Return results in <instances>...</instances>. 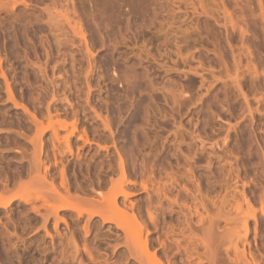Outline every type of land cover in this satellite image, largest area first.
<instances>
[{
	"label": "rangeland",
	"instance_id": "374dc122",
	"mask_svg": "<svg viewBox=\"0 0 264 264\" xmlns=\"http://www.w3.org/2000/svg\"><path fill=\"white\" fill-rule=\"evenodd\" d=\"M222 1L0 0V264H264V0Z\"/></svg>",
	"mask_w": 264,
	"mask_h": 264
},
{
	"label": "bare ground",
	"instance_id": "6f19581e",
	"mask_svg": "<svg viewBox=\"0 0 264 264\" xmlns=\"http://www.w3.org/2000/svg\"><path fill=\"white\" fill-rule=\"evenodd\" d=\"M154 1H157V4L160 5V8L163 7V5H161V4H162L161 0H147V4H149V3H151V2L154 3ZM163 1H164L163 3H165V0H163ZM167 1H169V0H167ZM167 1H166V3H167ZM207 1H208V0H207ZM211 1H212V0H211ZM213 1H214V2H212V4L215 3V2H216L215 5L218 4V2H217L218 0H216V1L213 0ZM221 2H223V1L221 0ZM166 3H165L164 5H166ZM204 3H205V2H204ZM208 3H210V0H209ZM154 4H155V3H154ZM205 4H206V3H205ZM210 4H211V3H210ZM221 4H224V3H221ZM221 4H220V5H221ZM148 6H151V5H148ZM155 6H156V5H155ZM207 6H208V4H207ZM157 7H158V6H157ZM157 7H155V9H156ZM163 8H164V7H163ZM207 8H208V7H207ZM213 8H214V7H212V9H213ZM216 8H217V7H216ZM216 8H214V9H216ZM157 9H158V8H157ZM157 9H156V10H157ZM161 9H162V8H161ZM209 9H211V8H209ZM212 9H211V10H212ZM214 9H213V10H214ZM213 10H212V11H213ZM217 10H219V9H217ZM208 11H209V10H208ZM219 11H220V10H219ZM159 12H160V10H159ZM210 12H211V11H210ZM214 12H215V11H214ZM214 12H213V13H214ZM211 13H212V12H211ZM213 13H212V14H213ZM215 13H216V12H215ZM215 13H214V15H216ZM206 14L208 15L209 13L206 12ZM207 15H206V16H207ZM211 17H212V16H210V18H211ZM214 17H215V16H214ZM215 18H216V17H215ZM215 18H214V20H215ZM217 18H219L218 15H217ZM207 20H209V19H208V16H207ZM210 20H213V19H210ZM214 20H213V21H214ZM213 24H214V23H213ZM217 25H218V24H217ZM198 26H199V25H198ZM213 26H214V25H213ZM219 27H220V26H219ZM199 28H200V26H199ZM208 28H209V27H208ZM196 31H198V30H196ZM193 32H194V30H193ZM191 33H192V32H191ZM187 35H188V33H187ZM186 38H187V37H186ZM186 38H184V39H186ZM188 38H189V37H188ZM188 38H187V40H188ZM184 39H183V40H184ZM189 39H190V38H189ZM193 39H194V38H193ZM187 40H186V41H187ZM184 41H185V40H184ZM186 41H185V42H186ZM185 42H184V43H185ZM187 42H188V41H187ZM188 43H189V42H188ZM214 45H215V44H214ZM221 45H222V44H220L219 47H222ZM215 47H216V46H215ZM219 47H218V48H219ZM223 47H224V45H223ZM226 49H228L227 46H226ZM214 50H215V49H214ZM218 50H219V52H220V49H218ZM221 50H223V48H221ZM224 50H225V49H224ZM198 51H199V50H198ZM216 51H217V50H216ZM217 52H218V51H217ZM221 52H222V51H221ZM223 52H224V51H223ZM223 52H222V53H223ZM224 53H226V51H225ZM232 53H233V52H232ZM216 54H217V53H215V56H216ZM218 54H219V53H218ZM220 54H221V53H220ZM224 55H225V54H224ZM226 55L228 56V52H227ZM226 55H225V56H226ZM232 55H233V54H231V56H232ZM218 56H220V55H218ZM221 56H222V55H221ZM227 56H226V58H228ZM217 58H219V57H217ZM222 58H223V57H222ZM224 58H225V57H224ZM226 58H225V59H226ZM232 59H233V58H232ZM234 59H235V58H234ZM234 59H233V60H234ZM220 60H221V58H220ZM233 60H232V63H233ZM236 60H237V59H236ZM218 61H219V60H218ZM222 61H224V59H222ZM222 61H220V62H222ZM234 61H235V60H234ZM225 62H226V60H225ZM225 62H224V64H225ZM228 63H230V62H228ZM224 64H223V65H224ZM230 65H231V63H230ZM232 66H233V65H232ZM232 66H230V67H232ZM234 68H235V67H234ZM148 71H149V70H148ZM147 74H148V73H147ZM154 76H155V75H154ZM154 76H153V77H154ZM8 203H9V202H7V204H8Z\"/></svg>",
	"mask_w": 264,
	"mask_h": 264
}]
</instances>
